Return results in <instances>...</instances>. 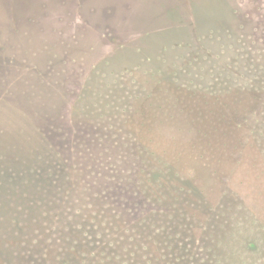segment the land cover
<instances>
[{
  "label": "rangeland",
  "instance_id": "374dc122",
  "mask_svg": "<svg viewBox=\"0 0 264 264\" xmlns=\"http://www.w3.org/2000/svg\"><path fill=\"white\" fill-rule=\"evenodd\" d=\"M1 1L0 24H5V27H2L3 32L17 29L18 24L22 21L31 25L35 18L37 22L39 18L42 31H40L39 25L36 28L37 31L42 32L44 36L47 34L51 36V33L46 31L48 24L43 16L45 11L43 4L46 0ZM66 1L65 4L57 3V7L60 5L62 8H66L70 14L72 0ZM76 1L80 3V7L76 10L75 17L70 23L64 21V23L52 24L54 27H59L60 40L69 42V49L65 56L71 60L74 59V62H67V68L65 65L67 70L65 73L69 71V74L76 79L85 75L94 65L85 92L86 100L90 104H107L105 114L108 115H115V113L120 115L121 108H125L127 121L117 120L120 124L116 127L117 135H120L121 138H127L126 135H139V138L145 135H181L185 137L186 135H209L212 133L210 127L201 130L193 129L185 124L180 128L172 127L169 126L170 120L183 123L187 121L185 123H188L193 119L207 117L202 122L211 124L210 118L215 115L209 114V107H214L217 113L220 110L219 106L225 107L223 101L212 99L205 101L199 98L194 103V106L198 105L194 113L181 109L185 105L181 106L179 101H174L173 109L171 108L169 115H161L164 121L159 123L158 89H162L164 86H158L157 73L150 75L152 72L168 71L172 63L171 59L177 56L178 51H185V58H194L195 56L187 55V53H195L198 50L196 48L197 34L206 37L201 41L209 47V54L219 51V43L226 42L228 34L231 35V38L238 39V43L247 48L242 51L241 57L237 61L234 60V56L230 61V57L233 55L230 50L227 60L235 67L234 70L238 75L243 71L242 78L240 75L238 78H234L236 74L228 73L224 69H211L216 74L222 71L233 77L231 79L226 76L223 79L220 76L216 78L220 79V83L217 84L218 86H214L216 89L213 91L222 94L226 93L229 88L234 90L247 86L253 87L254 91H264V86H260V83L255 79L260 73L264 75V56L256 45L253 50L254 36L249 29L250 24L264 23V0H192L191 8L189 5L181 3L183 7L181 12L172 10L178 0H101V3L98 4L97 0ZM189 10L191 11L189 12ZM32 14L35 18H32ZM215 31L220 34V39L212 35ZM71 33L78 34L77 38L70 40ZM177 42L183 43V46L188 43L193 46L180 50L181 45ZM119 43H124L125 48H117ZM248 50H253L251 54L249 52L251 57L248 62L260 67L255 72L251 71L252 69L242 70V64L246 65L244 52ZM24 55L28 57V54ZM148 58L150 59L148 60ZM212 60L207 62L210 68L213 67L212 62H216L215 59ZM27 65L26 61L24 65H17L19 72L24 71ZM2 70L6 69L1 65L0 60V71ZM33 70L30 68V72ZM35 73L33 72V74ZM17 74L11 81L15 78L18 80L19 77H25ZM23 78L12 86L18 91L16 94L9 90L0 98L2 109L0 123L3 120L9 124L6 127L7 130L0 129V135L3 137L8 135L2 139L6 141V147L13 149L16 148V143L21 140L23 142V139L31 147V141L36 136L41 135L43 139L47 138V135H59L57 127L65 129L69 125L70 110L74 104H57L54 115L56 127L54 122L49 120L44 96L43 103H41L43 112H40L41 106L36 99L37 95L36 93L32 94L33 85L29 86L27 92L21 88L23 87L21 83L24 81ZM167 79H165L166 82ZM209 80L215 82V77H210ZM200 83L196 85L203 87L202 80ZM262 83L264 84V78ZM38 86L42 88L43 85L39 83ZM170 89L178 90L176 87ZM103 90L106 92H102ZM213 91L210 93L211 96H214ZM39 93L37 92V94ZM170 94L174 96L172 92ZM145 95H150L152 100H145ZM254 95L255 99L254 96L248 94V99L241 105L237 117L234 116L236 114L229 117L227 114L222 116L218 114L217 120L222 124L227 123L226 118H230V124L233 122L237 124L243 120H239L240 114H244L243 118L247 116V121H242L241 126L238 125V127L232 125L221 127L219 131L221 135H224L222 137V141L225 142L224 150L221 151V156L215 157L208 163V167L203 165V159L192 157L189 154L190 151L186 152L184 149L180 153L184 158L179 163L175 162L176 166L183 170H191L189 174L187 171L185 172V176L188 178L181 176L186 186L191 188L197 184L199 187L207 188L203 194L201 191L198 192L199 189L196 190L194 195L190 194L193 188L190 191L187 190L186 198L181 204L184 218L179 215L178 211L177 215L169 217V226L165 227V223H162L164 227L160 228L158 220L164 218L158 217V212H156L144 216L139 215L137 223L135 220H129L125 214L116 217L104 210L99 204V200L103 197H98L101 195L94 196L96 188L92 189V192L80 194L84 200L88 198L97 203L95 208L88 211L85 220L88 219L89 222L94 220V223L100 227L97 234L105 240L107 246L99 250L101 240L97 239L94 241V245L97 242L99 245L95 251L98 253L104 251L105 255L112 258V264H121L119 258L113 261L117 257L116 255H121L128 264H243L245 261L249 263L248 259L253 260L252 264H254L256 255H251L252 251L244 248L245 244L254 240H260L263 245L262 241L264 240V233L255 224L261 216L264 218V161L260 159L261 154L258 155L254 148L257 143L261 147L263 146L264 152V105H261L263 94L255 92ZM72 97V95L69 96V99ZM132 106H136L140 112L143 111L144 115H138L136 118L130 114L127 115L126 112ZM19 108H21L20 111ZM96 112L99 113V111ZM255 112L257 118L254 115ZM103 119L101 122L104 123H106L105 119L108 120L107 117ZM142 119H145L146 122L143 123ZM143 125L145 129L151 128V130L146 132L142 128ZM213 135L217 134L213 133ZM170 157H176L175 148L171 150ZM151 160L148 169L149 175H158V170L161 168L158 155L152 157ZM138 167V180L129 182L126 179L124 182L123 179L116 182L117 189L122 193L126 191L128 199H132V201L143 198L146 190L156 189V184L149 183V180L146 181V174L142 170L143 165L140 163ZM213 168L222 170L223 180L210 176V169ZM252 170H259L260 177H253L250 174ZM195 171L198 173L197 178H193L192 175V172L195 173ZM120 176L122 175L120 174ZM227 186L232 188L234 202L223 199L222 188ZM34 197L37 198V196ZM204 201L209 202L205 204ZM215 201H219L218 208L212 205ZM122 206L125 208V204ZM191 206L196 209L195 211H198L197 217L192 216ZM241 208H244L243 213L240 211ZM131 216L136 218V215ZM253 219L256 220L255 223L252 222ZM164 236L172 238L165 239ZM229 239H232L234 245L237 241L241 242V246L237 245L236 248L239 253L245 251L249 255L248 259L241 257L239 262H234L235 260L230 258L232 254L228 252L232 251L234 245L231 248L225 246L226 240ZM168 246H171L172 250H168ZM237 249H234L236 253ZM132 252H134L133 255ZM79 254L80 252L77 250L73 259ZM243 256L245 257V255ZM258 257L260 258L258 263L264 264L263 249H260Z\"/></svg>",
  "mask_w": 264,
  "mask_h": 264
},
{
  "label": "trees",
  "instance_id": "16d2710c",
  "mask_svg": "<svg viewBox=\"0 0 264 264\" xmlns=\"http://www.w3.org/2000/svg\"><path fill=\"white\" fill-rule=\"evenodd\" d=\"M191 1L192 0H178L172 7V10L183 11L181 3H185L191 8ZM65 2L67 3L66 0L60 1L62 4H65ZM43 6L45 7L43 16L48 24L46 31L51 33L52 38L49 36L42 48L46 50L47 48L50 49L49 52H51V56L46 60L47 66L44 69L39 68V64L29 58L25 70L18 71L19 73L17 75L26 76L30 72V68H32V70L34 69L33 72H36V79L42 83L45 90L47 89L49 96L51 93V107L49 105V110H47L49 117L55 112L57 104H74L71 106L72 109L70 110L71 118L69 125H67L65 129L58 128L60 135H53L52 137L53 140L57 141V145L52 148L50 167H46L42 170L54 191L52 194H49L46 199L31 198L33 200H31L29 206L32 208H28L30 215L24 210H17L10 207L13 214L11 218L7 220L6 224L8 225L7 227L12 228V231H6L0 234L6 235L0 236V264H112V258L110 259L105 255L104 251H100L99 253L95 251V248L99 245V242L94 245V241L97 239L101 240L99 250L107 246L105 240L97 234V230L100 229V227L94 223V220L90 222L88 219L85 220L86 216H88V211L91 208H95L97 203H94L92 199L88 198L84 200V198H82L83 196H80V194L92 192V189L96 188L94 196L101 195L98 197H103L99 200L100 206L116 217L125 214L129 217V220H135L137 222L139 215L144 216L158 212V217H163V220H165L163 222V220L159 219L160 225L158 226L160 228L169 226V217L172 218V215H177L178 211L180 212L179 215L183 217L181 204H183L182 202L186 198L188 189L190 191L193 188L190 193L193 195L198 189L199 193L200 191L202 192L201 194H203V191L207 190V188L199 187L197 184L189 188L182 180V177L188 178L185 176V172L187 171V174H189L191 171L190 169H180L175 164V162L179 163V161L181 162L183 160L184 156L180 154L182 150L185 149L186 152L190 151L191 153L189 154L195 159H203V165L208 167V163L215 157L221 156V151L224 150L223 146L225 142L222 141L224 135H221L219 131L221 127L224 128V126L227 125L238 127V125L241 126L242 121H247V116L243 118L244 114H240L239 120H243L239 121L237 124L234 122L230 124V118H226L227 123L222 124L217 120L218 114H221V116L227 114L228 117L236 114L234 116L237 117L241 105L248 99V94L254 96L255 99V92L256 94H263V101H261V105L263 106L264 91H254V88L250 86L245 88L238 87L234 90L229 88L226 93L222 94L213 91L216 89L214 86H218L217 84L220 83V79H216L219 76L222 79L224 76L231 79L233 77L228 74L231 73L236 74L234 78H238L239 75L242 78L244 75L243 71L238 75L234 70L235 67L232 63H228L227 60L229 59L230 50L233 52L230 61L233 56L234 60L237 61L238 58L241 57L242 51L247 48H244L242 44L240 45L238 39L231 38V35L228 34V40L219 43V51L214 54H209V47H207L205 42L203 43L201 41L206 37L197 34L198 41L196 48H198V50L195 51L197 55L192 52L187 53V55L195 56L194 58H185V51H178L177 56L171 59L172 63L168 71L152 72L150 75L157 73L158 86H164V88L158 89L159 123L164 121L161 115H169L168 113L173 109L174 101H179L181 106L185 105V107H181V109L189 110L192 113H194L198 107V105L194 106V103H196L199 98L205 101H210V99L223 101L225 107L219 106L220 110L217 113L214 107H209V114L215 115L210 118L211 124L202 122L207 117L199 118L198 120L193 119L188 123H185L187 121L183 123L170 120L169 126L172 127L180 128L184 124L199 130L210 127L212 133L209 135H186L185 137L181 135H145L139 138V135H126L127 138H121L120 135H117L116 127L120 124L117 120L127 121V118H125V108H121L120 115H116L118 113H115V115H108L105 114L107 111V104H90L88 100H86L85 92L86 88H88L87 85L91 74L90 72L94 65H92V68H89L85 75L82 77L79 76V78L77 77L76 79L69 74V71L63 75L64 66L66 65L67 68V62H74V59L71 60L68 56H65L69 49V42L60 40L59 37L61 32L59 27H54L52 24L64 23V21L65 23H70L71 20L74 19L76 10L80 7V3L76 0H72L71 10L68 9L71 11V15L67 12L66 8H62L60 5L58 7L51 6L49 0H46ZM167 8L170 9L169 6H167ZM190 11L191 10H189V12ZM39 29L42 31L40 22ZM249 29L254 36L255 43L252 44L254 46L253 50H255L256 45L260 53L264 56V23L250 24ZM216 30L219 29L216 28ZM18 31L17 28L9 33L16 34ZM2 32V27L0 26V35L3 34ZM212 35L220 39V34L217 31ZM77 36L78 34L71 33L70 40L77 38ZM47 40H49L50 43H47ZM177 43L181 45V48H179L180 50L193 46L189 43L185 44L186 46H183L181 42ZM40 47L41 46H39V49ZM116 47L125 48V44L119 43ZM1 49L7 50L2 44L0 45V50ZM10 49H17V46L11 44ZM20 50L23 51V54H27L29 51L28 48H25L23 43L20 46ZM253 50L244 52V55L246 54V58H244L246 65L245 63L242 64V70L252 69L251 71L255 72L260 69V67L248 62V59L251 57L249 56V52L251 54ZM58 52L64 56L60 63L63 68H58L59 71L56 70V67L54 68L53 64L55 62L59 63L57 59ZM210 58L216 61L212 62L211 65H213V67L211 68L210 65L207 64L208 61L212 60ZM149 59L150 58H148V60ZM26 60L27 59L20 60L8 57L5 59L3 66L10 67L13 65L17 67V65H24ZM177 65H180V67H177ZM211 69H224L228 73L219 71L218 75ZM56 75H58V78ZM208 77H215V82H210ZM21 78L23 77H19V79ZM166 78H168L167 82L165 80ZM263 78L264 75H262V73L255 77L260 83V86H264L262 83ZM200 80H202L204 84L203 87L196 85L197 83L201 84ZM169 87H176L178 90L173 91ZM7 91V87L3 88V93ZM106 91L108 90L106 89ZM106 91L103 90L102 92ZM212 91L214 96L210 95ZM170 92H172L174 96H172ZM200 92L202 93L201 95ZM55 93L58 96L57 100L53 99ZM71 95L73 97L69 99ZM172 97H174V99H172ZM149 99L152 100L151 96L145 95V100L148 101ZM96 111H99V113ZM126 113L127 115H132L134 118L138 115H144L143 111L140 112V109H136V106L130 107ZM254 115H256V112ZM105 117L108 118V120L105 119L106 123L103 121L101 122V119L104 120L103 118ZM142 120L143 123L146 122L145 119ZM128 125L131 127L130 124ZM144 125L142 126L143 129H145ZM145 130L147 132L150 131L151 128H146ZM213 133L217 135H213ZM85 141H88L90 146L93 144V149L86 157H83V155L77 157L75 151L83 149ZM173 148L176 149L175 158L170 157V152ZM254 148L258 152V155L261 154L260 159L264 161L263 146L261 147V145L256 143ZM156 155H158V162L161 168L158 170V175H149L148 169L152 161L151 158ZM82 158L84 160H82ZM140 163L143 165L142 170H144L146 174V181L148 182L149 180V183L156 184V189L146 190L143 198H137L132 201V199H128L126 191L122 193L117 189L116 182L123 179L124 182H126V179L129 182L138 180V164ZM30 171L35 172L33 168H30ZM221 172V169H210V176L214 178L219 177L223 180ZM120 174L122 176H120ZM246 174L245 172V176ZM250 174L256 178L260 177L259 170H252ZM192 175L193 178H197V171H195V173L192 172ZM11 179L12 177L9 176V180ZM231 191L232 188L230 186L223 187V199H229L234 202L235 197L232 196ZM177 202L178 204L176 205ZM208 202L209 201H204L205 204ZM218 203L219 201H215L212 205L218 208ZM12 204L14 203L10 201L0 202V207L12 206ZM123 204H125V208L122 206ZM190 208L193 213L192 216L197 217L198 211H195L196 209L193 206ZM240 211L243 213L244 208H241ZM24 215H27V217ZM131 215H136V218ZM255 221L256 220L253 219L252 222L255 223ZM162 223H165V225L163 226ZM255 224L258 225L257 228L264 233V218H262V216ZM15 226H20V229L16 231ZM59 230H61V233H59ZM164 238L169 239L172 237L164 236ZM262 242L263 245L260 240H254L244 246L245 249L252 251L251 255H256L257 258L254 264L259 262L260 258L258 257V253L260 249L264 250V240ZM233 245L232 239L226 240V247L231 248ZM237 245L241 246V242L237 241L232 251L230 250L228 252L232 254L230 258H233L232 260H235L234 262H239L241 257L248 259L249 255L245 251L243 253L240 251L239 253L236 248ZM234 249H237V253ZM77 250L80 254L73 259V255ZM168 250H172L171 246H168ZM133 253L134 252H132V255ZM243 255H245V257ZM116 256L117 257L113 259V261L119 258L121 264H128L121 255ZM248 261L249 263L245 261L243 264H252L253 260L248 259Z\"/></svg>",
  "mask_w": 264,
  "mask_h": 264
},
{
  "label": "water",
  "instance_id": "95a60500",
  "mask_svg": "<svg viewBox=\"0 0 264 264\" xmlns=\"http://www.w3.org/2000/svg\"><path fill=\"white\" fill-rule=\"evenodd\" d=\"M60 1L61 0H49L51 6H57V3H59ZM96 3H101V0H97ZM1 5L2 1L0 0V6ZM34 15L32 14V18H35ZM4 25V23L0 24L1 27H5ZM38 25L39 21L37 22L35 18L32 21L31 25H28L23 21L20 22L17 27L19 31L16 34L2 32L3 34L0 35V43L7 49L0 50V60L2 66L5 59H7L8 57L20 60L27 59L26 62L30 58L34 62L38 63L39 68L41 69H44L47 66L46 60L51 56V52H49L50 49L47 48L46 50L42 47H44V43L49 36L48 34L47 36H44L42 32H38L36 29ZM48 42L49 40H47V43ZM22 43L24 44L26 49H29V51L27 52L28 57L22 53V49L20 50V46ZM11 44H15L17 46V49H10ZM39 46H41L40 49ZM62 57L64 58V56L58 52L57 59L59 63H53L54 68L56 67V70L58 71V68H63V66L60 64ZM3 68H5L6 70L0 71V98L7 94L9 90H12L13 94H16L18 92L16 88L12 86H14L19 80L13 79L12 82L10 81L13 76L18 73L19 67L12 65L10 67L3 66ZM65 72L66 68L64 66L63 75ZM56 76L58 78V75ZM23 79L24 81L21 82L23 84V87L21 88L24 91L27 92V90H29V86L32 84V93H36L37 96L42 95L40 97L36 96V99L40 102V112H43V105L41 104L43 103V96L46 99L45 104L47 110H49L50 101H52V99L50 98L51 93L49 96L47 89L45 90L43 86L42 88H39L38 84L40 83V81L36 79V76L35 74H33V72L28 73ZM40 84L42 85V83ZM5 87L8 88V91L6 93H3V88ZM37 92L40 93L37 94ZM57 98L58 96L55 93L53 99L57 100ZM20 110L21 108H19V111ZM22 110L24 111V107L22 108ZM0 111H2L1 104ZM55 112H53V115L49 117V120L54 122L57 127L54 116ZM8 125L9 124L7 123V121L3 122V120H1L0 129L7 130L6 127ZM6 137H8V135H4V137L3 135H0V202L10 201L15 205L12 204V206L0 207V234L6 231H12V228L7 227L8 225L6 224L7 220L10 219L11 215L13 214L10 207L17 210H24L28 213V215H30L28 212V208H32L31 206H29L31 200H33L31 198L37 196V198L39 199H46L49 194H52V192L54 191L52 186L50 185V182L45 177V173L42 170L46 167H50V156L52 153V148L57 145V141L53 140L52 138L53 135H47V138L45 137L43 139L42 136L39 135L34 137L33 141H31V147H29L28 142L23 139V142L21 140L20 142L16 143V148L13 149L8 148V146L6 147V141L2 139ZM92 149L93 144L92 146H90L89 142L85 141L84 148L80 151L76 150L75 155L77 157L81 155H83V157H86L89 153H91ZM82 160L84 159L82 158ZM30 168H33L35 172H31ZM9 176L12 177L11 180H9ZM24 216L27 217V215ZM15 227L16 231L20 229V226Z\"/></svg>",
  "mask_w": 264,
  "mask_h": 264
}]
</instances>
